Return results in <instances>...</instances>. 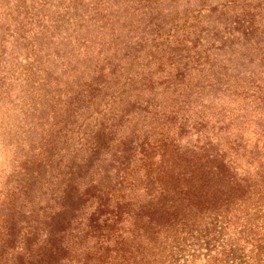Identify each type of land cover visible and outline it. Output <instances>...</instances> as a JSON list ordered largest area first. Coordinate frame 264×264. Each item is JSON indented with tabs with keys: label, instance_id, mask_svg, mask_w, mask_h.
Here are the masks:
<instances>
[{
	"label": "trees",
	"instance_id": "obj_1",
	"mask_svg": "<svg viewBox=\"0 0 264 264\" xmlns=\"http://www.w3.org/2000/svg\"><path fill=\"white\" fill-rule=\"evenodd\" d=\"M195 1L0 0V264H264V0Z\"/></svg>",
	"mask_w": 264,
	"mask_h": 264
},
{
	"label": "rangeland",
	"instance_id": "obj_2",
	"mask_svg": "<svg viewBox=\"0 0 264 264\" xmlns=\"http://www.w3.org/2000/svg\"><path fill=\"white\" fill-rule=\"evenodd\" d=\"M176 3L175 4H173V2H172V5H173V7H175L176 6V8H175V10H176V12L178 13V14H181L182 13V15H183V9H184V4L186 3V2H191L192 0H174ZM199 1H202V5L201 6H203V7H207V6H212L214 3H215V1H218V0H199ZM168 3V1H161V4H162V6L163 7H167V5H169V4H167ZM196 3H198V0H196L195 1V5H196ZM169 7V6H168ZM188 8H191V7H188ZM142 24H144V23H142ZM142 24H141V26H142ZM141 28V27H140ZM131 35H133V34H130L129 36H131Z\"/></svg>",
	"mask_w": 264,
	"mask_h": 264
}]
</instances>
